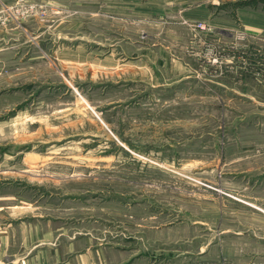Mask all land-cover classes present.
I'll return each mask as SVG.
<instances>
[{
    "label": "rangeland",
    "instance_id": "1",
    "mask_svg": "<svg viewBox=\"0 0 264 264\" xmlns=\"http://www.w3.org/2000/svg\"><path fill=\"white\" fill-rule=\"evenodd\" d=\"M167 1L0 0V197L96 264H264V0Z\"/></svg>",
    "mask_w": 264,
    "mask_h": 264
},
{
    "label": "crops",
    "instance_id": "2",
    "mask_svg": "<svg viewBox=\"0 0 264 264\" xmlns=\"http://www.w3.org/2000/svg\"><path fill=\"white\" fill-rule=\"evenodd\" d=\"M167 7L186 19H202V0H168ZM29 211L27 201L0 197V264L102 263L89 245L78 252V240H69L64 248L53 239L54 230H40L43 217Z\"/></svg>",
    "mask_w": 264,
    "mask_h": 264
},
{
    "label": "built area",
    "instance_id": "3",
    "mask_svg": "<svg viewBox=\"0 0 264 264\" xmlns=\"http://www.w3.org/2000/svg\"><path fill=\"white\" fill-rule=\"evenodd\" d=\"M200 27H205L204 25H202V23L199 25Z\"/></svg>",
    "mask_w": 264,
    "mask_h": 264
}]
</instances>
